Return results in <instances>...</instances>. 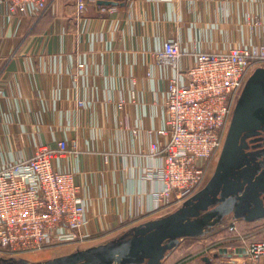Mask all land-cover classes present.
I'll use <instances>...</instances> for the list:
<instances>
[{
	"label": "crops",
	"instance_id": "crops-1",
	"mask_svg": "<svg viewBox=\"0 0 264 264\" xmlns=\"http://www.w3.org/2000/svg\"><path fill=\"white\" fill-rule=\"evenodd\" d=\"M100 1L87 0L82 14L79 0H48L44 10L11 15L0 0V169L41 146L67 142L71 152L55 167L74 173L80 187L88 218L81 237L107 244L184 206L156 209L153 194L163 186L145 178L162 162L151 143L157 139L162 151L169 141L157 135L167 128L168 85L176 77L186 82L156 54L169 40L178 42L184 72L200 52L260 45L264 32L255 22L264 23V0ZM217 221L259 226L245 236L264 239V219L246 222L231 214ZM179 244L161 264H217L196 259L204 246L192 252Z\"/></svg>",
	"mask_w": 264,
	"mask_h": 264
},
{
	"label": "built area",
	"instance_id": "built-area-1",
	"mask_svg": "<svg viewBox=\"0 0 264 264\" xmlns=\"http://www.w3.org/2000/svg\"><path fill=\"white\" fill-rule=\"evenodd\" d=\"M3 2L9 14L27 15L46 9L48 0ZM86 6L87 0H79L81 14ZM255 25L264 32L259 19ZM181 56L180 45L174 40L166 42L164 50L156 54L159 64H169L186 77L185 83L176 77L168 85L167 128L157 135H167L169 141L162 151L157 139L151 143L153 154H162L161 166L145 176L163 186L153 194L156 209L164 204H185L203 189L212 162L219 159L224 148L238 94L247 79L264 65V39L260 45L232 48L227 53L200 52L195 64L184 72L178 68ZM79 106L84 103L79 102ZM70 152L65 141L57 148L44 145L30 158L0 169V251L30 254L82 238L81 229L88 218L80 187L74 173L55 167V162ZM230 230L238 231V224ZM238 240H243L238 248L245 247L246 253L237 254L236 248L218 264H261L264 240L247 241L246 236Z\"/></svg>",
	"mask_w": 264,
	"mask_h": 264
},
{
	"label": "water",
	"instance_id": "water-1",
	"mask_svg": "<svg viewBox=\"0 0 264 264\" xmlns=\"http://www.w3.org/2000/svg\"><path fill=\"white\" fill-rule=\"evenodd\" d=\"M231 214L246 222L264 219V68H258L246 85L215 173L199 193L175 213L142 224L130 238L124 236L70 258L78 261L94 253L103 257L116 253L117 264H161L180 238L197 237L209 225L218 224L217 218ZM236 253L244 254L246 248H238ZM220 254L228 256L230 249L224 248Z\"/></svg>",
	"mask_w": 264,
	"mask_h": 264
},
{
	"label": "rangeland",
	"instance_id": "rangeland-1",
	"mask_svg": "<svg viewBox=\"0 0 264 264\" xmlns=\"http://www.w3.org/2000/svg\"><path fill=\"white\" fill-rule=\"evenodd\" d=\"M258 68H264V65ZM249 80L250 79H247L244 87L240 90L238 94L239 101L243 95V92ZM218 160L219 159L217 160L215 159L212 162V164L217 162ZM213 173H214L213 170L209 169L205 183L208 181V177H211ZM239 226L240 224H238V231H231L227 225L221 227L219 223L218 224L213 223L212 226L209 225L210 227L209 229H207L197 237L188 236L189 238L191 237V239L189 240L180 239L179 240L180 246L178 248L181 247L182 242L185 243V246L190 245L191 250L190 249L189 250L192 252H196L197 249L199 250L201 246H204V248H206L204 251L205 253L202 254L201 256H198L196 259L201 260V258H204L206 256V258L214 260L218 264V262L221 259L227 258V256L220 254V250L224 248H228V250L230 249V255L228 256H231V254H234V249H236V247L238 248L243 246V240H238L239 236L252 234L254 231L256 232V229L259 228V226H256L254 228H249L244 225H241V227ZM205 228H208V226ZM220 233L221 234L223 233L224 236L221 237V241H217L218 240L217 235ZM249 237H251L249 239L252 242L264 240L261 237H259L258 234ZM246 240L248 241V238H246ZM105 244L106 242L100 243V241L97 240H93L92 242H89L87 241V238L82 237L81 239L78 238L74 243L58 244L56 246H52L38 252H32L30 254H12L1 250L0 264H23V263L25 264L26 263L28 264H117L118 260L116 259L117 257L116 253L107 254L104 257L99 253H94L87 259L78 260V261H73L70 258L75 253H79V252L81 253L87 250H93L95 248H98L99 246H104ZM191 254L194 255L195 253H191ZM188 256H192V255H188ZM182 258L184 259L187 257H182ZM242 262L243 259L241 260V263Z\"/></svg>",
	"mask_w": 264,
	"mask_h": 264
},
{
	"label": "bare ground",
	"instance_id": "bare-ground-1",
	"mask_svg": "<svg viewBox=\"0 0 264 264\" xmlns=\"http://www.w3.org/2000/svg\"><path fill=\"white\" fill-rule=\"evenodd\" d=\"M237 248V247H236Z\"/></svg>",
	"mask_w": 264,
	"mask_h": 264
}]
</instances>
